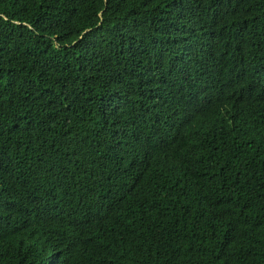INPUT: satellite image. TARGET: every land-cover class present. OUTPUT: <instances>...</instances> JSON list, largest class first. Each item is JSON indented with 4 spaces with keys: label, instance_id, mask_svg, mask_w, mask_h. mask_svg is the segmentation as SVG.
<instances>
[{
    "label": "trees",
    "instance_id": "obj_1",
    "mask_svg": "<svg viewBox=\"0 0 264 264\" xmlns=\"http://www.w3.org/2000/svg\"><path fill=\"white\" fill-rule=\"evenodd\" d=\"M0 264H264V0H0Z\"/></svg>",
    "mask_w": 264,
    "mask_h": 264
}]
</instances>
